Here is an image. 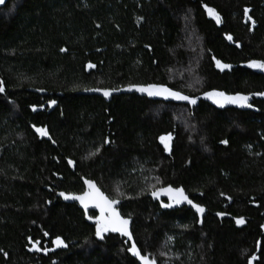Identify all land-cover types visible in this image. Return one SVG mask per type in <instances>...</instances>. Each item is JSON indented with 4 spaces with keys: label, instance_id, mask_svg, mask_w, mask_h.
Segmentation results:
<instances>
[{
    "label": "trees",
    "instance_id": "1",
    "mask_svg": "<svg viewBox=\"0 0 264 264\" xmlns=\"http://www.w3.org/2000/svg\"><path fill=\"white\" fill-rule=\"evenodd\" d=\"M251 61L264 63V0H9L0 8V264H140L129 241L97 239L57 197L80 194L82 179L121 202L133 243L155 264H264V71ZM153 84L197 102L127 90ZM213 91L252 107H218L205 98ZM165 187L204 214L161 207ZM56 237L66 249L45 252Z\"/></svg>",
    "mask_w": 264,
    "mask_h": 264
},
{
    "label": "snow or ice",
    "instance_id": "2",
    "mask_svg": "<svg viewBox=\"0 0 264 264\" xmlns=\"http://www.w3.org/2000/svg\"><path fill=\"white\" fill-rule=\"evenodd\" d=\"M4 0H0V4H3ZM206 11L211 15L214 19L219 22V16L215 14L213 9L206 8ZM249 10L246 8L244 10V15L248 16ZM249 19H251L249 17ZM229 40H231V37H227ZM239 47V45H237ZM63 51V49H61ZM217 67L223 71L226 68H229L230 66L227 64H222L219 60L216 61ZM89 67H92V65H89ZM249 68H258L261 71H264V63L259 61H251L248 64ZM128 91H132L133 88L127 89ZM137 92L140 93H146L149 97H162L164 99H172L177 101H186L190 105L196 104V99L190 98L187 95H182L179 92L172 91L167 87L161 86V85H147L145 87H136L134 89ZM4 91L2 83H0V93ZM87 91H99L98 89H87ZM103 95L105 97H108L110 95L109 91L105 90L103 91ZM258 95L264 97V92L258 93ZM206 99L212 100L214 104H216L218 107L223 108L225 104H231L235 105L238 108L246 109L251 108L252 105L248 102L249 97L245 95H234L229 96L225 95L223 92H208L205 94ZM56 101L52 100L49 102V106L55 104ZM35 111V109H33ZM35 131L41 135L46 136L47 132L43 128H36ZM172 139L171 135L168 136H161L160 141L164 145V150L167 152L169 151V141ZM105 143H109L108 140H105ZM222 144H227L226 140L221 141ZM99 151V149H97ZM89 155H94V153H90ZM72 161H69V164H71ZM85 184L87 185V191H85L82 195H65V193L61 192L60 196H62L65 200H78L81 204V206L85 209L89 207V205H92V207L99 209L100 216L96 218L95 220V236L97 239H104V234L108 232L112 233H119L121 236H125L128 238L129 241H132L133 237L129 231V220L122 218L115 208L113 207L115 204L118 203L117 200H110L107 198L97 187L94 183L91 181H85ZM167 194H169V203L161 204V207L163 208H172L173 207V201L176 204H180L182 202H187L191 205L192 208L195 209V212L197 214H202L204 212V209L200 207L199 205L194 204L191 200H189L185 195L182 189H173V188H167L163 190ZM153 197H156V193H152ZM219 215H223L222 213H218ZM237 225H241L244 223L243 219H237L236 220ZM47 235V234H46ZM52 244H54L57 248H64L66 245L64 244V241L60 237H56L54 240H52ZM36 251H40L39 248L35 249ZM47 252V249L44 250ZM128 252L131 254L132 257H135L138 261H140V264H155L154 261L150 260L147 256H144L141 254V252L137 249V246L135 243L131 244V247L128 249ZM255 259V257H253ZM251 264V261L249 262Z\"/></svg>",
    "mask_w": 264,
    "mask_h": 264
},
{
    "label": "water",
    "instance_id": "3",
    "mask_svg": "<svg viewBox=\"0 0 264 264\" xmlns=\"http://www.w3.org/2000/svg\"><path fill=\"white\" fill-rule=\"evenodd\" d=\"M9 0H4V3L3 4H0V8H2V7H4L5 6V4L8 2ZM206 8H209V7H207V6H202V9H203V11L205 12V15L207 16V18H208V20H210V21H212L217 27H219L220 26V22H221V18H220V16H219V14L213 9V11L215 12V14H217L218 16H219V22H217V20L216 19H214L211 15H209V13L206 11ZM212 9V8H211ZM245 18H247L246 16H245ZM230 68H232L231 66L229 67V68H226V69H230ZM136 87H145V86H133V87H131V88H133V90L131 91L132 93H135L136 95H138V96H144V97H149L146 93H140V92H137V91H135L134 89L136 88ZM157 99H160V100H165V101H177V100H172V99H164V98H162V97H157ZM45 107H47L48 108V112L49 111H52L55 107H56V103L55 104H53V105H51V106H49V102L44 106V107H42V110H44V108ZM36 128H40V127H34V126H31V129H32V131H33V133L39 138V139H45V140H47V141H50V137L48 136V131H47V129L46 128H43V129H45L46 130V132H47V135L46 136H41V135H39L36 131H35V129ZM69 167H70V169L73 171L74 170V165H73V163H71V164H69ZM85 181H89V180H86V179H82V182H83V185H84V192L85 191H87L88 189H87V185L85 184ZM92 183H94L95 185H96V183L95 182H93V181H91ZM96 187L99 189V187L96 185ZM167 188H172V187H165V188H162V189H160L159 190V196H160V198H162V199H164V200H166L168 203L170 202V199H169V194H167L166 192H164L163 190L164 189H167ZM174 189V188H173ZM100 190V189H99ZM101 191V190H100ZM83 192V193H84ZM102 192V191H101ZM61 193V192H60ZM60 193H58L57 194V197L58 198H60L64 203H66V204H74V205H76L84 214H85V217L87 216V214H88V212H90V211H94V212H96L97 213V217H99L100 216V211H99V209H97V208H94V207H92V205H89V207L87 208V209H85V208H83L82 206H81V204H80V202L78 201V200H65L62 196H60ZM83 193H81V194H66L65 193V195H82ZM103 193V192H102ZM104 194V193H103ZM105 195V194H104ZM184 195H185V193H184ZM106 196V195H105ZM186 196V195H185ZM108 198V197H107ZM118 201V200H117ZM185 203H187V202H182V203H180V204H185ZM173 204H176L174 201H173ZM120 205H121V202L120 201H118V203L117 204H115L113 207L115 208V210L117 211V213L120 215V212H119V207H120ZM194 209V208H193ZM194 211H195V209H194ZM204 212H205V209H204ZM204 212L202 213V214H198L200 217L204 214ZM121 216V215H120ZM122 217V216H121ZM123 218V217H122ZM129 220V219H128ZM129 231H130V233H131V221L129 220ZM112 233V232H111ZM112 234H114V235H119L120 237H124L127 241H129L128 240V238L127 237H125V236H121L119 233H112ZM131 244L133 243V239H132V241H129ZM59 249H66V247H64V248H57L54 244H53V248L51 249V250H49V251H47L48 253H52V252H55V251H57V250H59ZM251 264H253V260H251Z\"/></svg>",
    "mask_w": 264,
    "mask_h": 264
},
{
    "label": "flooded vegetation",
    "instance_id": "4",
    "mask_svg": "<svg viewBox=\"0 0 264 264\" xmlns=\"http://www.w3.org/2000/svg\"><path fill=\"white\" fill-rule=\"evenodd\" d=\"M245 19H249L248 18V16H247V18H245ZM149 98H153V99H157V97H149ZM90 181V180H89ZM84 192V185H83V191L81 192V193H83ZM80 193V194H81ZM181 204H173V207H177V206H180ZM184 205V204H183ZM185 205H187V203H185ZM120 212V211H119ZM121 215V214H120ZM86 218L89 220V222L91 223V224H94L95 225V220H96V218H97V213L96 212H94V211H90V212H88V214H87V216H86ZM105 234H111V235H114V234H112L111 232H108V233H105ZM124 238V237H123Z\"/></svg>",
    "mask_w": 264,
    "mask_h": 264
},
{
    "label": "rangeland",
    "instance_id": "5",
    "mask_svg": "<svg viewBox=\"0 0 264 264\" xmlns=\"http://www.w3.org/2000/svg\"><path fill=\"white\" fill-rule=\"evenodd\" d=\"M253 70H259L258 68H252Z\"/></svg>",
    "mask_w": 264,
    "mask_h": 264
}]
</instances>
